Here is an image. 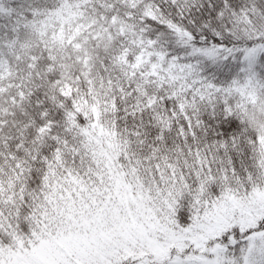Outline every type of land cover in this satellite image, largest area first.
Segmentation results:
<instances>
[{"label": "snow or ice", "instance_id": "obj_1", "mask_svg": "<svg viewBox=\"0 0 264 264\" xmlns=\"http://www.w3.org/2000/svg\"><path fill=\"white\" fill-rule=\"evenodd\" d=\"M0 264H264V0H0Z\"/></svg>", "mask_w": 264, "mask_h": 264}]
</instances>
